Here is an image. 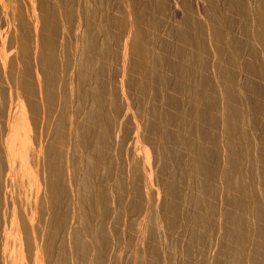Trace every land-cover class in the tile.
<instances>
[{
	"label": "bare ground",
	"instance_id": "bare-ground-1",
	"mask_svg": "<svg viewBox=\"0 0 264 264\" xmlns=\"http://www.w3.org/2000/svg\"><path fill=\"white\" fill-rule=\"evenodd\" d=\"M201 1L204 6H201L199 11L204 13V9H206V16L214 22L210 29L211 37L217 43L231 39V31L221 25L222 19L217 15L218 0ZM243 1L233 2V6L237 8L244 6L245 11L242 9L240 12L248 26L250 25L252 28L251 32L247 29L245 31L247 30V38L251 40L250 49L247 51L250 52L253 60L251 63H244V66L252 74H259L264 79V0H258L259 5L255 7L248 6L250 5L249 1L247 4L245 3L247 0L244 3ZM55 2L53 4L56 5L50 3V0H0V264H69L70 259H73V255L76 253L84 258L83 263L84 260L87 261L88 251L91 252L90 248L93 247L88 248V244L91 245L92 242L91 240L89 243L86 241L88 240V238L86 239L88 229L93 231L92 227H87L89 226L87 222L90 221V217L94 218V221L91 219L92 222L97 220L93 217L92 210L100 209V207L94 206L91 210L90 202L92 201L89 199L92 198L88 197L90 210L85 212L84 207L80 206L79 197L82 192H78L79 187L76 188L79 196L74 191L75 184L83 183V190L85 188L90 189L91 185L94 184V181L91 180L92 176L88 181L87 177L86 180H84L85 177L82 178L83 180L79 179L82 174L79 176L78 170L83 169V166L85 167V156L88 159V152L85 151L86 155L81 152L85 145L86 147L94 146V151L91 150V152H95V156L93 158L89 156L88 162L86 161L87 166L89 163V170L87 166L85 167L88 172L91 171L89 173L94 176L100 170L99 164H102L105 170H102L101 173L106 171L108 175L115 174V178H118V188L115 190L116 192L117 189L119 191L118 193L114 192L117 194L114 195L119 204L127 196H132L131 198L135 199L130 205L132 207H128L129 198L126 199L128 204L124 206H127L128 209L140 208L139 196L144 195L148 201L147 208L152 205L154 171L149 154L146 152L144 156L142 153V147L146 141L142 121L139 116L132 115L130 103L125 96V73L127 53H129L128 55L131 57L129 71H135L142 78L160 75L159 72L161 71L158 69H160L159 66H163L165 60L162 56L160 59L157 56L159 54H155L154 61L150 65L151 58L148 59V52L150 51L147 50L148 45L146 46L148 33L142 28L147 12L155 5L154 1L128 0L131 4L125 7L122 23L115 25L109 21L103 25L104 28L102 29H99L101 25L92 17H88L84 24L79 17L75 18L69 8L70 1L56 0ZM182 2L185 10V17L182 19L184 29L178 30L176 35L184 44L195 46L197 49H204L205 40L203 37L208 33L209 27L195 15L194 0H182ZM138 4L144 5V12L141 11ZM114 27L116 28L115 31L113 30ZM190 28H192L191 31H189ZM111 30L114 31L113 35H111ZM61 33H64L63 38L65 40L62 41V44L60 41L61 46H59L58 39L60 38L58 37ZM250 34L251 38L248 36ZM63 38L61 37V39ZM119 43L122 44L121 54L118 52L119 50H116L120 46L118 45L119 48L114 46ZM182 50L183 59L189 64L190 56L184 49ZM216 50L219 53L224 52V49L218 47ZM242 50L246 49H228V62L238 69L244 67L241 66ZM117 52L118 57L114 56ZM112 54L113 57H121V61L116 60L122 62L116 80L114 73L110 72L112 65L110 62L115 61V58L109 59L110 55L112 58ZM109 60L111 61L109 62ZM116 64L115 66H118ZM187 64L181 62L176 67V69L178 68L177 71L179 70L181 73L179 76L182 78L189 73ZM113 69L115 68L113 67ZM219 74L230 79L231 84L223 86L225 103L219 105V102L213 101L210 108L217 109L218 106H222L221 111L225 115L223 126L230 136V147L227 156L229 167L226 163L227 169L224 172L227 181L235 175L240 178L238 190L240 194L231 201L234 209L238 212L234 210V212L228 213L226 219L234 225V229L229 231L231 238H235L243 246L247 236V234L243 236L245 235L243 229L245 231L246 228L247 230L249 228L250 232L254 231L255 233H252L260 234L259 238L264 235V206H258L255 202L258 190L251 181L254 180V175L251 173L250 176L247 171L251 165L247 167V163H244L248 160V164L252 162L256 166L259 163L260 166L264 167V157H261L254 141H251L252 135L248 134L250 132H247V125L245 126L252 112L262 108L263 101L259 98L250 103L247 98L249 97L248 94L243 92L241 82L234 73L229 74L226 69L222 68L219 70ZM178 83L181 87H177L181 90L183 88L184 91L183 81ZM164 85H162L163 88H165ZM208 85L210 83L201 82V89L196 91L195 96L197 98L205 97L203 89ZM163 88L161 87L162 91L165 90ZM248 89L257 95L262 93V88L254 84H250ZM163 93L159 94L156 89V94L161 101L164 99L166 103L180 108V112L171 114L160 108L157 115L150 120L148 134L153 133L158 137L153 143L157 142L156 149L161 154L164 148L168 153L170 152L168 148L170 142L180 141L186 145L183 137H181L184 133L181 132L182 135H179L180 132L173 133L169 131L168 127L172 123H176L180 130L185 129L184 115L189 112L185 105L182 106L184 104L183 94H180L183 96L179 98H170ZM119 97L125 99V105L119 103ZM202 111L198 113L199 121L214 123L215 120L212 118L210 109ZM129 113L132 117L128 116ZM126 118L130 120L132 125H123L127 120ZM89 132H94L95 141H98L96 145H94V141H91L92 138L89 139ZM237 133L238 137L236 136ZM91 134L90 136L93 137ZM204 134L205 132L202 135L204 136ZM202 143L197 145V152L192 155L191 162L195 166L196 172L200 171L204 174L206 179H203L205 182L203 188L208 190L207 179L211 176L212 171L203 160L209 159L212 152L207 150ZM241 146L242 150H240ZM79 147L81 149V153H79L83 155L82 158L81 155L78 158V152H75V150L79 151ZM88 149L86 150L88 151ZM112 149L114 156L111 153L108 158L105 153L112 151ZM244 150L245 152H243ZM70 152H75L77 158L82 160L78 161L75 155L70 154ZM217 152L214 153L217 154ZM161 156L159 163L162 161ZM79 162L84 163V165L80 163L82 164L80 166ZM159 163L158 165H160ZM245 165L247 168L244 167ZM87 170L86 173H88ZM248 170L251 171V168ZM257 171L253 172L252 170L253 173ZM257 173V177L259 176L260 179L264 177L260 170ZM248 175L249 178H247ZM114 179H110L109 182L112 184ZM115 181L117 183V180L113 182ZM104 182L102 185H105ZM97 186L99 185L97 184ZM102 187L104 186L100 188L102 193L97 191L99 193L97 200L100 203L102 201L107 203L108 195L110 194V197L113 194L111 195V191L106 189L107 187L105 189L110 191L109 193L105 189L102 191ZM166 188L173 193L172 195L179 190V187L171 186L168 183ZM97 189L99 190L98 187ZM88 191L84 190L83 195H86L85 192ZM262 191L264 193V190ZM113 196L112 202L115 200H113ZM102 198L104 199L102 200ZM81 199L84 200L85 196ZM110 200L108 204L111 203ZM182 201L185 200L182 199ZM97 202L93 199L92 203ZM170 203L166 204L170 210H166H173V213H176L174 210H177L176 207L179 204L176 206V203ZM78 205L84 209L82 211L85 212L83 213L86 215L85 217H82V211H79L81 209H77V207L79 208ZM102 206L104 207V204ZM102 210H104L101 212L103 215L107 214L108 210L104 208ZM109 210H111L110 205ZM78 211L81 212L82 216L77 214ZM115 213L117 215V212ZM102 214L100 215L102 216ZM148 216L146 214L145 217ZM103 217H99V219ZM176 220L174 217L171 219L170 216L169 223H172L171 225L176 224ZM76 223H81V226H77ZM105 223L102 224L105 225ZM106 224L105 227L109 225ZM97 225L96 228L103 229L102 225L101 227ZM105 227L104 230H106ZM108 230L111 232V229ZM249 230L246 233H249ZM99 232H94V234ZM109 232L107 233L108 236L110 235ZM101 234L107 235L104 232ZM147 236L149 237V235ZM101 237L99 240L97 237L96 241L94 240L95 243L98 242V247L94 245L95 251H92L95 252L93 253L95 259L93 260L96 261V264H103L105 262V260L103 261L104 257L109 256H104L106 254V252L104 254V250L108 249L106 243L109 242L111 236L106 239L107 242L104 237L103 239ZM254 237L258 236L255 235ZM100 240L101 242H99ZM246 241L249 243V234ZM241 247H237L238 253L235 251L237 254L234 255L235 257L233 256L235 260H232L233 263L230 261L229 264H244L243 262H246L248 259V255H245L247 249L243 251L245 253L243 256H246V259L241 256V249L243 248ZM111 251L114 252L113 248ZM92 252L90 253L91 256ZM255 252L252 251L249 257L255 258V254H257ZM80 257L74 256L73 260L76 262L75 258L79 260ZM248 262L247 264H249Z\"/></svg>",
	"mask_w": 264,
	"mask_h": 264
},
{
	"label": "rangeland",
	"instance_id": "rangeland-1",
	"mask_svg": "<svg viewBox=\"0 0 264 264\" xmlns=\"http://www.w3.org/2000/svg\"><path fill=\"white\" fill-rule=\"evenodd\" d=\"M55 1L56 0H50V3L52 4L56 3ZM67 1H70L69 8L75 15V18L79 17L84 24L88 17H92L94 21H96L98 24L101 25L99 29L104 28L103 25L109 21L113 22L115 25H117L118 23H122L123 16L125 14V7L128 4H131L130 2H128V0H67ZM153 1L155 5L153 6L152 9H150L147 12L148 14L144 18L145 20H143L144 24L142 25L143 26L142 28L144 31H146V33H148L147 35L148 42L146 41L147 43L146 46L148 45L147 50L150 51L148 52L149 54L148 59L151 58L150 61L151 64L150 63L149 64L152 65V61H154V57L157 54H159L157 56L160 57V59L163 58L165 60L163 66L162 67L159 66L160 69H158L159 71H161L159 72L161 76L151 75L149 78H142L140 77V75L135 73V71H129V67L131 65V57L128 55L129 53H127V63H126V73H125L126 74L125 96L130 103V109L132 111V115L139 116V118L142 121V126L146 134L145 136L146 141L145 144H143L142 153L144 154V156L146 152L149 154L150 162L154 171L153 190H152L154 195H153V200L151 201L152 205L150 208H147L148 201L146 196L144 195L139 196L140 208L128 209V207H132L130 205L133 204V202L135 201V199L131 198L132 196H127V198L123 199L119 204V202L115 197V195H117L116 193H118L119 191L118 189L117 192L115 190L116 188H118V178L117 177L115 178L114 176L115 174L114 175L111 174V176L108 175L106 171L101 173L102 170L103 171L105 170L102 164H99L100 170L98 171L100 172L97 171V173L94 176L91 173H89L91 171L88 172L89 163L87 166L86 161L88 162L89 156L90 157L92 156L91 158L95 156V152H91V150L94 151V146L93 147L91 146L92 149L91 147L88 146L86 147V145L83 146V148L84 147L86 149L89 148L88 151L85 148H84L85 150L83 149V151H81L82 154L84 153V155H86V153L88 152L87 154L88 159L87 156H85L86 160H84L85 167L87 166L88 170L84 166L83 169L85 170L81 169V167L79 168L78 166V168L81 169L78 170V174L79 176L82 174L81 175L82 177L79 178L80 180L84 177H85L84 180H86L87 177V181H88L91 179L92 176L91 180H93L94 182L93 181L90 182H93L94 184L92 183H91L92 185L90 184L91 185L90 189H86V188L84 189L85 191L89 190L88 192H91L92 195L90 196L91 193L89 194L88 192L87 193L85 192L87 196L83 195L84 194L83 183L75 184L74 191L75 193H77L76 194L77 196H79L78 192L80 193L82 192L81 193L82 195L80 194L79 197L81 205L79 203L78 204L84 207L85 212L89 211L90 207L91 210L93 209L94 206L100 207V209L95 208V210H92L93 211L92 213H94L93 217H95V219L97 220L95 222H92V220L94 221V218L90 217L92 220L90 219V221L87 222V224H89V226L87 227L90 228L92 227L93 229V231L91 229L90 230L88 229V233H87L88 235L86 237V239L88 238V240L86 241H88L87 243H89L90 240L92 242L91 245L88 244V248L90 246H93L90 248V250L91 252L95 251L94 245L97 246L98 243V242L97 243L94 242V240L96 241V237L99 240L100 236H102L101 239H103L104 237V239L106 240L109 239L111 236L110 238L111 240L109 239V242H107L106 240L107 242L106 246L110 250L106 248L109 251V253L107 252V250H104V254L106 252L104 256L107 255L109 256L104 257L103 261L105 260V262H103V264L104 263L105 264H152V263L153 264H229L230 261L231 263H233V261L235 260L234 255L238 253L237 250L242 246V244H239V241L236 240L235 238L234 239L231 238L229 231L234 229V225L231 222L227 221L226 215L230 212H234L235 210L231 201L233 198L237 197L240 194L239 193L240 191H238L240 178L238 175H235L232 177L231 180L229 181L226 180L227 177L225 176L224 171L225 169H227L226 168L227 165L229 167L227 156L230 147V141H229L230 136L225 130V127L223 126L225 115L222 114L221 111L222 106H218L217 109L216 108L211 109L210 104L213 103V101L219 102V105L225 103L223 86L227 84H231V82L230 79H228L227 77H222L219 74V70L222 68L226 69L229 74L234 73L235 76L240 80L243 92H246L248 94L249 97L247 98L250 103H253L260 98L263 101L262 108L252 112V115H250L251 117H249V119L247 120V124H245V126L247 125L246 127L247 132H250L248 134L250 136L252 135L251 137L249 136L251 141L252 142L254 141L255 146L258 149L261 157H264V79L259 74H252L249 70H246L244 66V63L246 62L251 63V61L253 60V57L250 55V52L247 51V49H250L249 43L251 42V40L247 38V33H246L247 30L251 32L252 28L250 25L248 26V23L246 22L244 16L240 12V10L242 9L245 11L244 6H242L241 8H237L233 6L234 5L233 2H238V0H218L216 10L218 11L217 14L218 17L222 19L221 25L228 28L231 31V36H232L231 39H233V37L234 39L233 40L227 39L226 41L217 43L215 42L213 37H211L210 29L212 28L214 22L210 21L206 16L205 14L206 9H204V13H201L199 11L200 7L204 6V3L201 0H197V1L194 0V6L196 9L195 15H197L198 19L203 21L205 25L209 27L208 33L203 37L205 40V48L197 49L195 46L192 45L189 46L187 44H184L183 41L176 35V32L178 30L184 29V24H183L184 21L182 19L185 17V10L183 9V4H181L183 3L182 0H153ZM248 1L250 4L248 6L250 7L253 6L255 7L259 5L258 0H247L246 2L244 0L243 3L245 2L247 4ZM138 5L140 6L141 11L144 12L145 11L143 7L144 5L142 4H138ZM115 29L116 28L114 27L113 30L115 31ZM191 29L192 28H190L189 31H191ZM245 29L247 30L245 31ZM113 30L110 31L111 35H113L114 32ZM63 34L61 33L60 34L61 36L59 35L58 38L60 39L57 38L59 40L58 41L59 43L57 42L58 44H60V41L62 44L63 43L62 41L65 40L63 38ZM248 36L251 38V34ZM61 37L63 39H61ZM61 44L59 46H61ZM118 45L120 46L121 50ZM121 45L122 44L120 43L117 44V46L114 45L115 47L119 48V49L116 48V50H119L118 52L120 54L122 51ZM217 47L220 49H224V52L219 53L216 50ZM233 48L246 49L241 51V55L243 54V56H241V62H242L241 66H244L241 67V69L234 67L228 62V49H233ZM59 49L61 48L59 47ZM182 49H184L190 56L189 64H187L183 59L184 56L182 55L184 54L182 53L183 51ZM118 52L114 56L118 57L117 56L119 55ZM116 57H113V54H112V58L111 55L109 56V59L111 60L115 58V61L109 60V62L111 61L110 65L112 64L110 67L111 68L110 72L114 73V79L117 78L116 75L119 74L118 71L121 70L120 68L122 63V62L120 63L121 57L120 58H116ZM116 59L120 61L118 62ZM116 62H118V64H116ZM181 62L182 63L184 62L185 64L188 65V72L190 73V74L187 73L188 75L187 74L184 75L183 73L182 76L183 75L185 76L183 78L179 76L181 73L179 72V70L177 71L178 68L176 69V67H178V64H180ZM114 63L118 66H115ZM112 66L116 69V71L115 69H113ZM157 76L160 77L157 78ZM179 77L181 78V80H179L180 79ZM180 81H183L182 86L185 87L186 91L185 90L183 91V88L182 90L179 89L181 86L178 82ZM201 82L210 83V85L206 86L203 89L205 97L197 98L195 94L196 91L201 89ZM116 83L118 85V81ZM158 84L160 86H157ZM250 84H254L262 88V93L260 95H257L253 91H250V89H248ZM162 85H164L165 88H163ZM177 86H179V88ZM161 87L163 88V90L164 89L165 90L162 91ZM156 89L159 91V94H162L164 92L163 94H165V96L170 98H179L184 95L183 97L184 104L182 106L185 105L186 109L187 108L189 109V112L184 115L185 124H186L185 129L180 130V128H178L179 126L176 125V123H172L168 127L169 131L173 133L180 132L179 135H182L184 133L181 137H183V140L186 143V145H184L180 141H175V142L173 141L172 143L170 142V144L168 145L170 151L169 153L168 151H166L165 148L163 149L162 154L159 153V150L156 149L157 142L153 143V141L158 137L153 133L148 134L149 132L148 126L150 120L155 115H157L160 108H162L164 112H168L171 114H176L180 112V108H177L174 105H170L169 103H166L164 99L163 101H161V99L156 94ZM178 90L180 91V93ZM119 103L121 105H125L126 101L124 98L119 97ZM208 108L210 109L212 118L215 120L214 123H206L204 121H199L198 119L199 111L201 112L202 110ZM132 115H130V113L128 114L129 117H132ZM129 119L131 120V118ZM129 119L125 120L124 122L125 124H123L124 126L125 125L129 126L131 124ZM181 132L183 133L181 134ZM203 132H205L204 136L202 135ZM91 133L90 132L88 133L89 139L92 138L91 141L92 142L94 141V145H96L98 142L95 141L96 136L94 135V132ZM90 134L93 135V137H91ZM237 135L238 133L236 134V136ZM200 142H203L202 144H204L207 150L212 152L211 153L212 155L209 159L203 160V162L207 166H209L212 171L211 176L207 179V183L209 184L208 190L207 188L206 189L203 188L205 185L203 179H206L204 174L200 171L196 172L195 166L191 162L192 155H194V153L197 152V145ZM241 148L242 146L240 147V150L243 149ZM78 150L79 151L75 150V152L76 153L78 152V158H79L81 155L80 147L78 148ZM75 152L74 153L70 152V154H74L75 157L77 158ZM112 152H114L113 149L112 151H107L105 154L109 158ZM214 152H217V154H215ZM243 152H245V150ZM112 154L114 156V153ZM160 156L162 157V161L159 163L158 161H160L159 160ZM82 157L83 155H81V158ZM78 158H77L78 161L82 160ZM80 163L82 162H79L80 166L82 164L84 165V163L82 164ZM158 163L160 165H158ZM244 163L245 164L247 163L246 164L247 167H250L251 165L250 167L251 171L248 170L250 168H248L247 171L249 172L248 173L249 175L252 173V175H254V180H256L254 182V180H251L250 178V180L253 181L252 182L253 185L257 187L258 190L257 191L258 193H256L255 202L258 204V206L263 207L264 193L262 190L264 189L260 190V188H264L263 185L264 177L261 179L259 178V176L257 177L258 174L257 172H259L260 170L262 173L260 174L264 176V167L260 166L259 163H258L259 166L258 165L255 166V164H253L252 162L248 164V160L244 161ZM246 165L244 166L245 168H247ZM155 168L157 169L158 172L156 171ZM86 170L89 174L86 173ZM252 170L253 172L258 170L256 172L257 174L253 173ZM80 171H83L85 174L83 172L79 173ZM98 173H100L101 175ZM104 174H105V179L107 180L108 183L103 177ZM249 175L247 178H249ZM106 177L107 178L109 177L110 179L115 178L114 180H117V183L116 181L113 182L114 180L113 181L111 180L112 181L111 184L109 182L110 179L109 178L107 179ZM104 180L106 183L104 182ZM102 182H104L105 185H102L103 184ZM113 183H115L116 185H114ZM167 183L169 185L171 184V186L174 185L177 188L179 187L178 188L179 190H177L178 192L180 190L183 191H180L181 193L179 192L180 195H178L179 193L177 191L175 192L176 194L174 193V195H172L173 193H171L166 188ZM97 184L99 186H97ZM93 185L94 188H92ZM100 185L104 186L102 187V191H104V189L107 187L106 189L111 191V195L115 194L114 196L113 195L112 196H113V200L115 199L116 201L114 200L112 202V196L109 197L110 195L109 194L108 195L109 199L107 200L109 201L111 198L110 200L111 203L108 204L109 203L108 201L107 203L106 201L104 202L102 201L100 203V201L97 200V196H98L97 194L102 193L100 189L101 188ZM78 187L79 189L77 192L76 188ZM97 187L99 188V190L97 189ZM108 190H106L107 193L110 192ZM183 195L184 197H182ZM84 196L85 199L87 200L81 199ZM88 197L92 199L90 200ZM88 199L89 201L92 202L93 199L95 200V202L97 201L98 202L97 203L90 202L91 204L89 207ZM103 199L104 198H102V200ZM126 199H128L129 202L126 201ZM182 199L185 201H182ZM82 200L85 202V204ZM130 200L132 201L131 203ZM127 202L129 203L128 207L124 206L128 204ZM170 202L176 203V206L177 204H179L178 207H176L177 210L176 211L174 210V212L176 213H173V210L168 211L170 209L166 206V204ZM102 204H104V207L102 206ZM182 204L184 205V207ZM109 205L111 210H109ZM80 206L79 208L77 207V209L78 210L81 209L79 211L84 210ZM179 207L181 209L183 208V210H181ZM103 208L105 210H108L107 214L105 215L101 213L102 211H104L102 210ZM122 208H124L125 211L124 209L122 210ZM127 210L129 211L128 213L126 212ZM78 212L77 214L81 215V212L79 213ZM85 212L82 211V215ZM115 212H117L118 216L116 215ZM123 212L125 215L123 214ZM100 214H102V216ZM146 214L149 216L145 217ZM112 215L114 219L112 218ZM166 215L168 218L166 217ZM85 216L86 215H83L82 217ZM98 216L99 217L105 216V217H103L102 220L99 219ZM170 216L171 219L173 217L177 219L176 224L173 223V225H171L172 223H169ZM98 219L100 222L98 221ZM109 219L111 222L108 221ZM165 220H168L167 221L168 223ZM105 222L109 224L107 226L108 228L105 227L107 225ZM102 223H105V225ZM95 224L100 227L102 225L103 229L101 228L102 230L100 229L101 230L100 231L98 227H97L98 229L96 228ZM76 225L81 226V223L79 224L76 223ZM111 225L113 226L111 227ZM141 225L142 227H140ZM258 225H262V224H258ZM104 227L106 230H104ZM140 228L141 230H139ZM144 228L147 230H145ZM108 229H111V232H109L110 230ZM248 230L247 228L245 229V231L243 229V233L245 232L244 233L245 235L243 236H246L247 234L246 237H248L249 234V243L247 242L248 238L246 241V237H245L244 240L245 244L242 247L243 248L245 246L246 247L245 249L241 247L242 248L241 256L247 259L246 256L248 255V259L246 260V262H243L245 261L243 258L242 262L244 264L245 263L247 264L248 261L249 264H264V235H261L262 238L261 237L259 238L260 234L258 235L254 234L255 232L252 231L254 232L252 233L250 232V230L249 233H246V231ZM99 231L101 233L104 232L105 234L109 232L110 235L108 236L107 234L105 236L101 234ZM105 231L108 232L106 233ZM94 232H99V233L94 234ZM97 234L98 235L100 234V236L98 237ZM147 235L151 237L149 238ZM255 235L258 237H254ZM143 237H145L146 239ZM99 242H101V240ZM108 243H110L111 245L110 244L107 245ZM248 246L250 248H247ZM112 248L114 252L111 251ZM244 250H246V254L243 252ZM252 251L253 252L256 251L255 253H257L255 254L256 256L254 255L255 258L249 257V255L252 254ZM91 252L88 251L90 257L87 256L88 257L87 261L84 260V263H83L84 258L80 257V254L78 255L77 253L74 254L73 259L74 256L76 258L80 257L79 260L75 258L76 262L77 261L79 262L76 263L73 259H70L69 264H78V263L80 264L81 262L85 264L86 262H89V260L90 262L87 264H96V261L93 260L95 259V256H93L95 255L93 254L95 252H92V256L90 254ZM243 254H245L246 256H243ZM249 259L252 261H250Z\"/></svg>",
	"mask_w": 264,
	"mask_h": 264
}]
</instances>
